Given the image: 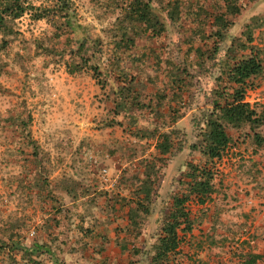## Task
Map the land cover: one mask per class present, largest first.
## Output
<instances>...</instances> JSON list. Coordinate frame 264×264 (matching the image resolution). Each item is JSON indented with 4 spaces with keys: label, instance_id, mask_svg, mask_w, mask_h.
I'll list each match as a JSON object with an SVG mask.
<instances>
[{
    "label": "rangeland",
    "instance_id": "374dc122",
    "mask_svg": "<svg viewBox=\"0 0 264 264\" xmlns=\"http://www.w3.org/2000/svg\"><path fill=\"white\" fill-rule=\"evenodd\" d=\"M143 1L149 23L133 0H62L70 24L57 31L31 9L13 21L0 50V264H53L55 239L92 237L102 214L106 237H145L151 223L145 234L159 238L189 162L213 167L214 192L185 202L192 228L163 264H264V125L224 123L222 157L201 152L229 69L251 52L262 71L245 100L264 109V0Z\"/></svg>",
    "mask_w": 264,
    "mask_h": 264
},
{
    "label": "trees",
    "instance_id": "16d2710c",
    "mask_svg": "<svg viewBox=\"0 0 264 264\" xmlns=\"http://www.w3.org/2000/svg\"><path fill=\"white\" fill-rule=\"evenodd\" d=\"M67 7V4L65 5ZM33 10L31 16L33 19L48 18L52 20L56 31L64 25L70 24L67 13H62L65 9L62 0H49L48 6L39 8L31 4L28 0H0V50L3 49L8 40L7 35L14 33L13 21L21 17L26 11ZM129 11L135 20L144 23L150 22L149 1L133 0ZM63 14V15H62ZM64 18L61 21L60 17ZM262 71V62L260 57L251 52L250 55L234 62L229 69L228 82L231 84L230 91L218 92V100L214 101L211 116L206 120V129L202 133L204 143L201 152L207 157V160L213 162L214 159H220L228 147L230 137L228 136L224 123L239 127L248 125L251 130L264 125V109L257 111L251 104L245 100L247 80L258 75ZM217 112V113H216ZM258 144L264 141V136L255 135ZM162 153L167 152V147H161ZM188 172L186 182L187 193L182 197L173 198V208L170 210L166 220L161 226V234L157 243L154 245V253L151 258L152 264H163L168 260L169 254L175 251L179 246V230L190 231L192 220L185 207V202L193 198L199 204L209 200L214 192L212 183L215 170L213 167L204 164L195 165L192 162L187 163ZM182 225H184L182 227ZM180 227H182L180 229ZM9 248L20 249L28 252V249L20 243H12ZM39 250L46 252L47 249L38 243H33L29 251L39 253ZM259 255H254L253 260L249 259L250 264H256ZM53 264H62L57 256L50 255Z\"/></svg>",
    "mask_w": 264,
    "mask_h": 264
},
{
    "label": "crops",
    "instance_id": "0c3cea01",
    "mask_svg": "<svg viewBox=\"0 0 264 264\" xmlns=\"http://www.w3.org/2000/svg\"><path fill=\"white\" fill-rule=\"evenodd\" d=\"M81 213L84 214L85 218L90 216L86 212H95L93 209V204H82ZM79 213V215H81ZM97 220L94 222L97 223L92 229V237H84V239L77 244L75 239H71L72 246H76V249H66L65 243L68 242L71 244L70 239L62 240L61 238H56V247L53 251L48 249L50 255L60 256L62 264H152L151 258L154 252V245L158 241V237H148L147 230L150 229L151 223L147 225V230L144 231L143 235L145 237H106V234L109 232V226H101L103 220L106 223V216L99 215L95 216ZM81 219H78L80 221ZM87 220V219H86ZM88 221H86L87 223ZM81 223V222H80ZM134 241H137V245L141 249L136 252L132 250L134 248ZM51 244V242H49ZM59 246H62L61 249ZM75 248V247H74ZM47 249V246H45ZM153 249V251H151ZM64 250V251H63ZM74 250V251H73ZM70 251H73L72 259L69 258ZM151 251V252H150ZM56 252V253H55ZM150 252V253H149ZM198 257L203 258L204 260L210 259V256L205 252H196ZM149 256V260L147 259ZM132 261L134 263H132ZM64 262V263H63ZM201 264H207L205 261H201ZM217 264V263H216Z\"/></svg>",
    "mask_w": 264,
    "mask_h": 264
}]
</instances>
